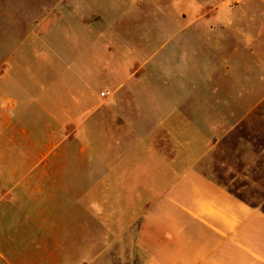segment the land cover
Segmentation results:
<instances>
[{"label": "crops", "instance_id": "crops-1", "mask_svg": "<svg viewBox=\"0 0 264 264\" xmlns=\"http://www.w3.org/2000/svg\"><path fill=\"white\" fill-rule=\"evenodd\" d=\"M139 1V16L114 31L106 25L127 17L110 20L96 2L66 0L43 30L52 9L22 15L16 35L7 33L4 11L0 70L14 74L20 90L12 96L4 78L0 264H264V209L199 169L219 132L217 115L233 120L231 111L210 112L216 100L201 95V79L220 65L211 55L221 41L231 50L238 23L248 25L240 39L258 41V60L245 64L264 71V0H244L240 15L226 0H166L163 21L149 13L155 0ZM153 22L193 24L198 37L181 56L172 49L149 67ZM80 36L89 38L76 55L85 81H66L73 95L58 96L61 105L36 106L30 74L39 61L15 71L16 62L28 44ZM55 45L47 54L66 56ZM157 73L162 80H149Z\"/></svg>", "mask_w": 264, "mask_h": 264}, {"label": "rangeland", "instance_id": "rangeland-1", "mask_svg": "<svg viewBox=\"0 0 264 264\" xmlns=\"http://www.w3.org/2000/svg\"><path fill=\"white\" fill-rule=\"evenodd\" d=\"M65 1L0 0V64H4V11L6 9H8L7 18L10 19L7 33L16 35L21 26L20 17L22 18V15L29 18L35 14V11H39L40 8H45L47 11L52 9L49 13L47 12L48 15L44 19V23L39 26L43 30L49 26L48 23L51 19L64 13L63 8L60 7L61 4L63 5L62 7L69 6V3ZM83 1L104 5L107 12L106 15L110 20L112 18L127 17L123 18L122 23L118 21L115 25H106L111 28L110 31H114V28L122 29V27L130 25V23L126 22H132L136 16H139L138 11L140 7H143L140 5L141 1L135 4L138 0ZM226 1L230 5L229 7L240 15V5L244 0ZM117 2H121V4H115ZM165 2L166 0H155L153 4L151 2L152 8H150L149 13L153 16L156 15L155 17L152 16L153 19L163 21L166 20L167 15H170L169 10V14L165 12ZM156 4H159V6L157 7ZM118 14L119 17L113 16ZM63 25L59 27H63ZM22 26L25 32L31 27L27 23ZM140 26L143 25L139 24L138 27ZM181 26L154 22L153 24H146V31L149 32V29H151L152 33V39L147 50L152 52V55L147 58L149 67L155 66L156 60L161 61V58L168 55L172 49H178V54L181 56L182 51H185V47L193 45L192 40L195 39V36L198 37L194 29L195 25L185 24L183 28ZM246 26L248 25L240 23L237 25L233 24L231 27L218 25L222 30L230 27L229 33L232 36L230 40L232 48L224 52L223 48L226 47V41H221L217 45L220 47V51H214L211 58L219 62L220 65L213 66V70L207 71V79H201L202 90H200V93L201 95L214 97L213 99L216 100L215 103L210 105V112L222 111L228 113L231 111L233 120L230 122L231 125H226L224 120H219L220 115H217L219 132L214 136L211 150L204 154L199 169L204 174L214 178L218 185L230 190L236 196L246 199L249 203L256 204L264 209V71H256L257 67L250 66L251 63H256V60H258L256 56L258 41L255 38L249 41L240 39L241 34H239L238 29L243 31ZM58 29L60 30L61 28ZM137 33L139 34V32ZM54 36L56 37V34ZM55 37H47L40 45L35 43L28 44L29 47L24 51L25 58L15 64L14 70L16 71L19 66L31 67L33 60L35 62L36 60L39 61L41 69L35 67V70L30 74V81L35 83V87L31 88V92L39 98L35 104L36 106L46 107L54 103L61 105L58 96L73 95L68 89L66 81H71L78 85L85 81L82 77L84 73L82 74L79 71L80 69L77 65L79 59L76 58V55L78 54L77 50H80L77 45L81 42L88 43L89 38L80 36L76 40L71 39L69 41ZM200 42H202L201 39H199V44ZM49 43L57 44L58 48L62 49L63 54H66V56H62V58L53 56L54 54L49 56L47 54V45ZM50 47L53 46L50 45ZM85 49L87 48L85 47L82 50ZM187 53L186 59L190 60ZM225 53H227V56H224ZM245 57H247L249 65L245 64ZM224 58H226V61H224ZM47 64L53 68L50 73L45 70ZM221 66H223L222 70ZM4 78L8 88L7 91L12 96L18 95L20 89H18L16 76L11 73L4 76V67H2L0 70V97H4ZM159 79L162 80L161 74L157 73L155 76H151L149 80L157 81ZM188 80L185 81L187 85L188 82H190V85H193V83L197 84L195 80ZM103 95H108V93H103ZM40 97L43 98L41 99ZM224 97L227 99L231 98L232 103H218ZM124 262L125 260L122 258L121 264H125Z\"/></svg>", "mask_w": 264, "mask_h": 264}, {"label": "built area", "instance_id": "built-area-1", "mask_svg": "<svg viewBox=\"0 0 264 264\" xmlns=\"http://www.w3.org/2000/svg\"><path fill=\"white\" fill-rule=\"evenodd\" d=\"M101 95H103V93H101Z\"/></svg>", "mask_w": 264, "mask_h": 264}]
</instances>
